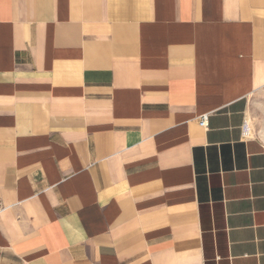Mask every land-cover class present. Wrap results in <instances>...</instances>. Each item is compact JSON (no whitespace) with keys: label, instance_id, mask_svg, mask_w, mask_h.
Instances as JSON below:
<instances>
[{"label":"crops","instance_id":"0c3cea01","mask_svg":"<svg viewBox=\"0 0 264 264\" xmlns=\"http://www.w3.org/2000/svg\"><path fill=\"white\" fill-rule=\"evenodd\" d=\"M0 264H264V0H0Z\"/></svg>","mask_w":264,"mask_h":264},{"label":"built area","instance_id":"2783aa9c","mask_svg":"<svg viewBox=\"0 0 264 264\" xmlns=\"http://www.w3.org/2000/svg\"><path fill=\"white\" fill-rule=\"evenodd\" d=\"M201 128H205L206 127V117H202L199 121L198 124Z\"/></svg>","mask_w":264,"mask_h":264}]
</instances>
